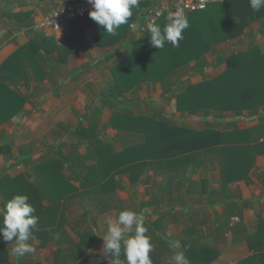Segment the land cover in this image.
<instances>
[{"label": "crops", "instance_id": "0c3cea01", "mask_svg": "<svg viewBox=\"0 0 264 264\" xmlns=\"http://www.w3.org/2000/svg\"><path fill=\"white\" fill-rule=\"evenodd\" d=\"M77 1L81 0H0V179L4 176L12 179L14 191L11 193L29 197V203L36 209L33 215L39 217L35 229L50 232L49 237L59 244L57 249L67 250L72 244L78 245L84 240L90 242L92 251L102 255L110 264L114 256L105 252L101 236L106 233L108 220L115 222L118 209L141 212L142 216L156 211L166 217L153 215L152 222H156L158 231L149 236L151 239L158 242L159 237H168L166 240L172 243L178 241L182 251L181 242L186 237L209 245L214 242L219 247L226 244L222 242H227L228 249L212 264H249L246 261L254 254L248 244L242 241L233 245V241L236 238L245 240L256 232L260 223H264V154L257 150V144L264 142V109L233 117L235 127L241 131L236 147L220 145L170 161H158L156 169L148 170L138 183H132L128 175L115 176L118 181L115 199L109 201L111 208L107 213L101 214V205L96 197H91L98 192L88 193L90 189L84 190L75 184V196L61 199L60 225L51 231L50 217L45 211L56 203L43 201L36 180L28 176L34 165L57 159L59 155L63 157L59 153L63 151L62 145L79 127L88 128L96 121L105 141L111 142L117 137L112 128L116 118L106 99L110 95L108 88L115 80L113 69L133 52L142 37V24L134 31L136 25L161 5L160 2L139 3L143 6L136 19L131 21L130 17L129 27L121 25L114 36L105 33L103 26L90 17L69 22L57 32L36 30L39 20ZM263 35L264 18L250 22L242 37L229 42H238L233 48L236 52L246 41L247 47L239 51L258 45L264 53ZM253 38L259 41L253 44ZM88 66L92 67L89 73L77 79L74 77L76 72ZM163 84H141L124 97L130 103L138 104L134 112L140 115L144 98L165 95ZM175 88L167 90L172 97ZM143 93L145 95L140 99ZM173 101L175 106L176 99ZM152 109L149 107L147 113ZM155 111L164 119L171 117L170 114L167 116L164 107ZM213 114L211 118L221 120L216 129L220 132L233 130L225 127L227 119L232 117ZM217 119L209 121L205 118L203 123L215 126ZM175 120L172 118L171 123L178 125ZM179 126L202 130L195 120ZM53 142L57 146H53ZM121 148L116 145L117 150ZM234 148L238 149L236 154L230 152ZM85 151L82 147L81 153ZM63 173L70 175L68 169ZM184 174V184L181 185L176 178ZM233 177L236 179H230ZM15 178L28 179L25 184L16 185ZM2 188L3 185L0 193ZM59 196L62 197L57 192L56 197ZM235 224L245 232L235 235L229 232L228 227ZM156 241L150 255L159 258L158 264H171L169 254H164ZM32 244L42 247L38 238H34ZM46 248H51V244ZM36 249L40 252L39 248ZM204 255L208 257L206 253ZM191 262L207 264L206 260Z\"/></svg>", "mask_w": 264, "mask_h": 264}, {"label": "trees", "instance_id": "16d2710c", "mask_svg": "<svg viewBox=\"0 0 264 264\" xmlns=\"http://www.w3.org/2000/svg\"><path fill=\"white\" fill-rule=\"evenodd\" d=\"M142 6L143 4H139V7L132 10L131 21L139 15ZM186 17L190 26L184 30V38L179 42V47H173L169 42H166L162 49L151 46L146 30L136 43L133 52L113 69L115 80L108 88L110 95L106 99L116 118L112 123V128L117 135L114 140L105 141L98 131V123L93 121L88 128L79 127L72 131L73 136L69 137L70 142L64 143L63 151L59 152L63 157L59 155L57 159H49L33 166L32 174L28 178L36 180L38 192L43 201L56 203V206L45 211V215L50 217L51 231L60 225L61 199L75 196V184H79L84 190L90 189L87 190L88 193L98 192L91 197H96L95 200L97 199L101 205V214H104L110 211L109 201L115 199L114 193L118 185L115 176L128 175L132 183H138L148 170L156 169L158 161H170L189 153L215 149L220 145L237 146L241 131L235 127L234 119L225 122L233 128L228 132H220L216 129L219 126L218 122L221 121L220 118L217 119L218 124L216 123L215 126L208 125L200 131L190 130L166 121L162 114L137 115L134 111L138 108V104L130 103L124 97L141 84L166 83L172 75L186 65L192 62L198 63L203 56L214 51L218 46L242 37L250 22L264 18V8L256 12L250 8L249 0H225L223 3L211 5L204 11L194 12ZM165 23L167 19L164 17L156 24L163 28ZM129 25L130 23H127L126 28ZM223 62L226 63V68L222 73L208 80L190 84L185 89L182 88L180 92L174 93L169 103L176 99L177 110L190 116L205 111L216 112L218 116L229 114L240 116L243 112L254 113L264 109V53L258 45L251 46L247 51L219 55L212 65L217 67ZM91 70L92 67L88 66L76 72L74 77L77 79ZM205 70V67L201 68L198 74L204 75ZM23 72L27 77V70L24 69ZM16 89H18L17 86ZM130 138L138 142L133 143L131 142L133 139L129 140ZM116 145H121L122 148L117 150ZM82 147L86 149L84 153H81ZM257 150L260 154H264V142L257 144ZM237 151L238 149L234 148L230 152L236 154ZM65 169L69 170L70 175L63 173ZM28 178H15L14 181L16 185L25 184ZM183 179L185 174L176 178L181 185L184 184ZM230 179L234 180L236 177ZM12 183H14L12 179L6 176L0 179V186L3 185L9 189ZM57 192L62 197H56ZM6 202V199L3 200L1 206ZM117 211L119 215L121 210ZM156 213L155 211L143 215L147 236L152 235L155 230L158 231L156 222H152L153 215L163 219L166 217L165 214ZM55 214L56 217H53ZM228 230L233 235L245 232L236 224L228 227ZM49 233L44 229L32 230L33 239H40L42 247L51 240ZM33 239L29 243L33 242ZM166 239L168 237L165 239L159 237L157 242L156 239L150 238V242L153 244L156 241L159 249L164 254H169L171 258L172 242ZM242 241L248 244L254 254L246 262L264 264V223H260L256 232L247 236L245 240L234 239L233 245ZM222 243L226 244L219 247L214 242L212 245L204 244L191 237H186L181 242L189 261L205 262L206 260L207 264L216 262L228 249L227 242ZM11 247V243L0 239V264H37L22 257L13 261ZM199 254L201 257H198ZM150 257L152 263L158 264L159 258L153 254ZM119 259L125 260L123 251ZM79 260L80 264H109L102 255L92 251L90 242L84 240L78 245L72 244L67 250L59 248L54 253L53 259L54 264H79Z\"/></svg>", "mask_w": 264, "mask_h": 264}, {"label": "clouds", "instance_id": "9594fccd", "mask_svg": "<svg viewBox=\"0 0 264 264\" xmlns=\"http://www.w3.org/2000/svg\"><path fill=\"white\" fill-rule=\"evenodd\" d=\"M92 6L89 17L98 25L103 26L104 32L110 36L117 34L121 25L127 24L132 16V10L139 7V0H87ZM253 11L259 12L264 8V0H249ZM167 23L161 28L149 23L147 31L151 46L162 49L166 42L173 47H179L184 38L183 32L189 28V20L179 10L169 12ZM29 197L23 194L14 195L0 206V233L3 241L12 244L10 249L14 257H22L27 253H35L36 248L29 243L33 239L32 230L36 227L39 217L33 215L36 209L28 202ZM106 233L102 236L106 253L113 254L110 264H152L150 253L153 246L150 237L146 235L144 217L136 212L125 209L119 212L115 222H107ZM171 264H190V261L180 250L181 245L175 241L171 245ZM123 251L125 260L119 259Z\"/></svg>", "mask_w": 264, "mask_h": 264}, {"label": "rangeland", "instance_id": "374dc122", "mask_svg": "<svg viewBox=\"0 0 264 264\" xmlns=\"http://www.w3.org/2000/svg\"><path fill=\"white\" fill-rule=\"evenodd\" d=\"M263 37H264V35L262 36V38ZM253 39H254V41H252L253 44L255 42L259 41L257 38H253ZM232 43H235V44L233 45ZM245 43H246V41L241 46L242 50L247 47V45ZM235 45L238 46V42L224 43V44L218 46L214 51L209 52L205 56H203V58L198 63L192 62L189 65H186L185 67H183L181 70L177 71L175 73V75H172L166 81V83L162 85L163 89L165 91L164 96H162L161 98H157V96H155V97L148 96V97L144 98L145 102L142 103V105L140 104V108H139L140 113L144 114V115H153L154 114L153 111L158 110V108L164 107L165 112L168 113L167 116H169V114L171 115V117H170L171 119L168 118L170 120L166 119V121L171 122L172 118H173V119L177 120V122H175V123H178V125H185L188 123V121L192 122L193 120H195L198 123L200 129L203 130V128L205 127L204 125L210 124L208 122L203 123L205 118H206V120H209V121L215 120V118L217 119V117L211 118V115H214L213 113H215V112H210V111L199 112L195 116H190L188 114H182L181 112H179L177 110V105L174 106L173 100L171 101V103H169V99L172 98V95H170L168 92L172 91L173 90L172 88L176 87L174 93H178L182 90V88L185 89L187 86L192 84V82H198L201 80L202 81L208 80V79H210L212 77H216L218 74L222 73L223 69L226 67V63L223 62V64H221L217 67H214L212 65V63L215 62L216 57L219 55L225 56V55H230V54L236 52L233 50ZM239 49L240 48H237L236 50H238V52H239ZM204 67L206 68V70L204 71L205 74L204 75L198 74V71ZM186 80H190V81L186 82ZM149 89H151V88H149ZM167 90H169V91H167ZM148 94H150V93H148ZM144 95H145V93L141 94L139 98L141 99L142 96H144ZM149 107H151L153 109L151 112L147 113V110ZM173 108H175V109H173ZM168 109H169V111H167ZM172 115H173V117H172ZM176 115H178V116H176ZM234 116H235L234 114H229V117H232V118H230V119L226 118V119L231 121ZM225 125H226L225 127H230L227 124H225ZM107 134H108V132H105V135H107ZM131 139H133V138H130V140ZM131 142L137 143L138 140L133 139V140H131ZM53 146H57V144H55V142H53ZM39 148H41V146H39ZM7 188H9V187H3L1 190L0 206H1V203L3 202V200L6 199L8 201V200H10V198H12L14 195H16V193H11V190H13V188L10 187L9 190H7ZM30 201L31 200L29 199L28 202H30ZM31 244H32V242H31ZM49 244H51V248H46ZM34 246H35V248H39L40 252H39V250L36 249L35 253H27L24 256H22L23 259L28 260L32 263H37V264H54V261H53L54 253L56 252L55 250L57 249V247H59L58 242L51 239L45 247H38L36 245H34ZM53 248H55V249L53 250ZM11 259L13 261H15V260H17V257H14L11 255Z\"/></svg>", "mask_w": 264, "mask_h": 264}, {"label": "built area", "instance_id": "2783aa9c", "mask_svg": "<svg viewBox=\"0 0 264 264\" xmlns=\"http://www.w3.org/2000/svg\"><path fill=\"white\" fill-rule=\"evenodd\" d=\"M143 2L161 3L159 8L147 13L142 18V29L146 31L149 23L156 24L162 17L167 18L169 12L179 10L183 15L187 16L194 12L204 11L209 6L223 3L225 0H139V3ZM90 10H92V6L87 0L72 2L56 9L51 14L39 20L35 28L38 31L53 30L57 32L69 22L89 17Z\"/></svg>", "mask_w": 264, "mask_h": 264}, {"label": "water", "instance_id": "95a60500", "mask_svg": "<svg viewBox=\"0 0 264 264\" xmlns=\"http://www.w3.org/2000/svg\"><path fill=\"white\" fill-rule=\"evenodd\" d=\"M140 26H141V23L139 22V23L136 25L134 31H137V30L140 28Z\"/></svg>", "mask_w": 264, "mask_h": 264}]
</instances>
